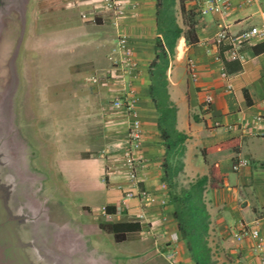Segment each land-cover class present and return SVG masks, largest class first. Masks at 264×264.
I'll return each mask as SVG.
<instances>
[{
    "label": "crops",
    "instance_id": "1",
    "mask_svg": "<svg viewBox=\"0 0 264 264\" xmlns=\"http://www.w3.org/2000/svg\"><path fill=\"white\" fill-rule=\"evenodd\" d=\"M123 1L116 17L103 0H0V218L14 227L12 250L26 264H195L169 197L182 174L189 184L206 178L209 264L216 251L229 258L221 264H260L253 243L237 242L232 232L264 218V40L240 44L233 58L215 37L224 27L237 48L241 34L261 26L264 0L249 7L231 0L224 19L200 14L206 0ZM120 37L132 51L136 67L130 72L114 52ZM158 40L166 52L163 87L155 82L162 66L155 61ZM43 51H66V77L46 81L51 88L39 86L48 76L39 68ZM190 59L195 81L186 67ZM64 84L65 97L52 101ZM128 86L142 133L135 183L128 180L125 156L132 119L113 106ZM21 93L31 111L28 124L18 116ZM58 107L66 108V149L55 153L57 170L66 178L67 196L83 200L66 202L79 220L50 218L38 192L26 191L36 180L28 162L39 147L28 140L40 133L39 110ZM160 109L174 114L169 119ZM48 115L42 114L46 126ZM170 128L185 138L171 152L162 135ZM239 159L248 165L234 172ZM142 192L155 201L141 200ZM259 229L264 235V224Z\"/></svg>",
    "mask_w": 264,
    "mask_h": 264
},
{
    "label": "rangeland",
    "instance_id": "2",
    "mask_svg": "<svg viewBox=\"0 0 264 264\" xmlns=\"http://www.w3.org/2000/svg\"><path fill=\"white\" fill-rule=\"evenodd\" d=\"M43 52L44 53L40 55L39 68L40 70L45 71L48 76H42L39 78V86L43 82L42 86L44 87V85H48L46 81L52 84L55 81L62 80L64 78L63 76L66 77V51H55L51 52L49 55L46 53L48 51ZM49 87L51 88L52 85ZM61 89L64 90L58 94H54L55 98L53 97L52 101H58L60 100L59 97L64 96L66 85L64 84L61 88H58L59 91H61ZM26 99L25 93L18 95V102L20 105L18 108V116L22 118L24 123L28 124L31 122V118L26 119V117L30 116L31 111L26 110L24 107ZM39 111L40 123L38 126L40 127V133L37 131L36 135L33 134L35 142H33V140H28L30 144L32 142L34 143V146L37 145L39 147V151L33 152L35 157H31L28 162L30 168H34L36 170L33 174L34 179L36 180L35 184H33V189L27 188L26 191L35 194V197L37 195L36 192H38V196L41 200L40 204L42 207H44L45 204V208L48 210L50 218L62 221L66 220V215L68 217L70 215L71 217H76V219H78L79 216L75 212L74 208H72V211H68L69 205L67 206L66 202L73 203L75 197L67 196L66 178L64 179L62 173H59L57 170L56 162L60 157L55 156V153H57L56 151H59L62 148L66 149V108L58 107L54 110L40 109ZM47 113L49 114L48 116H50L49 118L52 119L50 126H46L45 118L42 116V114L45 116ZM18 125L24 126L25 132L31 131V126H25L24 124ZM22 135L24 136L23 139L27 138V135ZM49 137L51 139L47 141V138ZM188 184L189 182L186 177L180 174L179 176H175L174 181L171 183V187L175 186L174 190L177 191V189L179 190L187 187ZM75 201L76 203L77 201L80 203L83 202L82 198L76 199ZM211 258V264H221L224 260H229L227 256L219 253L218 251L211 254Z\"/></svg>",
    "mask_w": 264,
    "mask_h": 264
},
{
    "label": "built area",
    "instance_id": "3",
    "mask_svg": "<svg viewBox=\"0 0 264 264\" xmlns=\"http://www.w3.org/2000/svg\"><path fill=\"white\" fill-rule=\"evenodd\" d=\"M134 1V0H131ZM263 0H242L240 3V7H249L252 5H257ZM106 10L109 12H112L114 16L118 17L123 14V7L124 2L123 0H103ZM126 4L129 6L131 10H134L136 8L135 3H131L130 1H127ZM232 10V2L231 0H206L202 3L199 12L200 14L206 15V14H214L217 15L220 19H224L228 16V14ZM259 19L261 21L260 27H252L248 31L244 32L240 36V42L237 45V48L234 45L233 39L228 34L226 28H221L219 32L217 33L215 37V44L216 45H222L226 44L228 46V52H231L233 58H237V54H235L236 50L239 49L240 44L250 42L252 40H264V9L259 11L258 13ZM114 52L116 55H119L121 58L120 65L123 67V69L126 72H130L135 69V63L132 59V51L130 48V45L128 43V40L125 37H120L117 40L116 47L114 49ZM187 71L190 76V78L195 81L197 79V73H196V64L193 60H187ZM224 79L227 80L226 89H231V84L229 82V77H227L225 74H222ZM133 91L128 86L127 89L122 90L121 97L117 99L115 102H113V106L115 108L123 107L129 115L131 116V124L128 129V151L126 152V160H127V166H128V180L132 183L136 182V168L140 165L139 159L137 157V150L140 145L142 133H141V127L140 122L137 117V113L134 110L133 107ZM125 101V104L123 103ZM210 103V98L206 99V104L208 105ZM248 165V161L239 159L237 162L232 165L231 169L234 172H237L241 168H244ZM133 195V191H129L126 193V198L131 197ZM138 197L141 200H145L148 202H154L155 199L153 196L149 195L146 192L139 193ZM104 210V208H102ZM264 224V218L263 219H257L254 220L251 224H241L240 227L232 232L233 238L237 242H242L245 239H249L253 243V251L257 254L260 264H264V235L260 232V225Z\"/></svg>",
    "mask_w": 264,
    "mask_h": 264
},
{
    "label": "trees",
    "instance_id": "4",
    "mask_svg": "<svg viewBox=\"0 0 264 264\" xmlns=\"http://www.w3.org/2000/svg\"><path fill=\"white\" fill-rule=\"evenodd\" d=\"M172 27L176 31V36L178 37L181 30L175 25ZM165 59V49L162 43L158 40L156 43L155 61H160L162 66L156 67L157 78L155 82H157V87H163L165 84V71L167 67L166 62L164 61ZM239 68L240 66L237 64L235 69L237 70ZM160 98L162 99V96H160ZM160 112L167 115L169 119L174 114V110L160 109ZM169 131L170 132L163 131L162 135L166 139H170V143L166 144V149L171 152L179 146L185 138L181 134L177 133L173 128H170ZM205 184L206 178H202L194 182V184H189L187 188H182L178 191L174 190L175 186L170 188L169 197L175 210L173 216L177 222L181 238L185 242L187 250L195 264H209L210 261L209 250L206 246L209 217L203 203V191ZM107 211L112 212L113 210L108 209ZM115 227L119 226L116 225ZM114 238L116 241H121L117 234H114Z\"/></svg>",
    "mask_w": 264,
    "mask_h": 264
},
{
    "label": "water",
    "instance_id": "5",
    "mask_svg": "<svg viewBox=\"0 0 264 264\" xmlns=\"http://www.w3.org/2000/svg\"><path fill=\"white\" fill-rule=\"evenodd\" d=\"M4 219L0 218V264H26L20 254L12 250L11 244H14V240L11 232L14 227L10 221Z\"/></svg>",
    "mask_w": 264,
    "mask_h": 264
}]
</instances>
